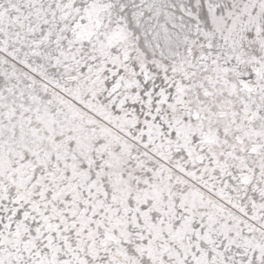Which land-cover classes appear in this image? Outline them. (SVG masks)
Instances as JSON below:
<instances>
[{
    "label": "snow or ice",
    "instance_id": "obj_1",
    "mask_svg": "<svg viewBox=\"0 0 264 264\" xmlns=\"http://www.w3.org/2000/svg\"><path fill=\"white\" fill-rule=\"evenodd\" d=\"M0 264H264V0H0Z\"/></svg>",
    "mask_w": 264,
    "mask_h": 264
}]
</instances>
